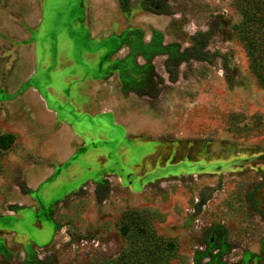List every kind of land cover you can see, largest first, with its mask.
Instances as JSON below:
<instances>
[{
    "label": "rangeland",
    "instance_id": "obj_1",
    "mask_svg": "<svg viewBox=\"0 0 264 264\" xmlns=\"http://www.w3.org/2000/svg\"><path fill=\"white\" fill-rule=\"evenodd\" d=\"M65 1L0 0V264H264V0H83L124 51L76 73L36 45Z\"/></svg>",
    "mask_w": 264,
    "mask_h": 264
},
{
    "label": "crops",
    "instance_id": "obj_2",
    "mask_svg": "<svg viewBox=\"0 0 264 264\" xmlns=\"http://www.w3.org/2000/svg\"><path fill=\"white\" fill-rule=\"evenodd\" d=\"M69 1H65L64 3ZM82 1L72 0L70 7L63 8L66 10H63L64 15L60 22L56 14L47 13L36 32L38 35L36 45L39 48L50 49V51H53L55 48L58 49L56 59L58 65L72 67L64 72H79V66H94L98 59H105L109 62V59L114 58L116 51L120 53L124 51L122 43L119 41L120 37L108 36L104 41H99L95 39L96 37H92L93 34L99 32L98 28L100 27H97V22L95 23L97 29L93 28L91 30V28L87 27L83 19L85 10L80 7ZM54 23H59L58 26L60 25V29L57 31L52 26ZM41 59L45 60L46 57H42ZM70 72L66 73V75H69ZM2 95L3 93L0 91V99Z\"/></svg>",
    "mask_w": 264,
    "mask_h": 264
},
{
    "label": "trees",
    "instance_id": "obj_3",
    "mask_svg": "<svg viewBox=\"0 0 264 264\" xmlns=\"http://www.w3.org/2000/svg\"><path fill=\"white\" fill-rule=\"evenodd\" d=\"M155 7L149 6L148 8L156 13L159 14H171L173 12L171 5L169 4L168 0H157ZM260 21V19H258ZM199 46L194 47L189 53L192 54L194 57L198 59H204L211 61L213 59L212 55H209L207 52L205 53L204 47L208 43L209 39V31L208 32H201L199 33ZM262 46L258 49L254 47L253 43L249 40V51L252 57V67L261 85L264 87V63H260L258 61V55L256 52H260L264 56V42L261 44ZM167 71L169 73V78L171 81H176L178 79V65L176 64L174 67L171 64L167 65ZM142 94L149 95L151 97H156L160 93V87L157 86V82L151 78L149 83L141 89ZM15 142V135L12 133H3L0 131V155L1 153L10 148ZM171 247L173 246L172 243L169 244ZM146 256H136L137 261L135 264H152L157 261L154 257V252L151 250H146ZM145 258V259H144Z\"/></svg>",
    "mask_w": 264,
    "mask_h": 264
}]
</instances>
